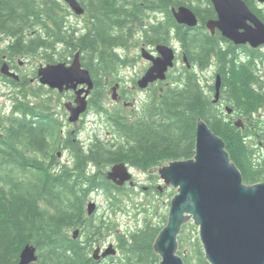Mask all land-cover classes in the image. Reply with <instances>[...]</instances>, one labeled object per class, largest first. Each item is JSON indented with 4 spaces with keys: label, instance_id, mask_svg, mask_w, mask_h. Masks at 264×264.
I'll use <instances>...</instances> for the list:
<instances>
[{
    "label": "trees",
    "instance_id": "trees-1",
    "mask_svg": "<svg viewBox=\"0 0 264 264\" xmlns=\"http://www.w3.org/2000/svg\"><path fill=\"white\" fill-rule=\"evenodd\" d=\"M79 1L85 8L82 28L71 23L74 14L62 0H0V40H8L3 52L40 57L46 63L70 62L79 53L95 78L90 107L104 112L111 128L107 140L94 137L87 145L79 129L64 136L51 107L33 102L39 93H18L10 115L0 110V264H18L28 244L38 252L31 264H159L154 243L168 222L167 214L159 213L156 203L133 201L134 189L117 186L108 172L121 162L148 173L161 163L193 158L201 118L224 139L244 181H264V156L227 118L225 107L250 117L264 108L263 47H239L219 31L212 34L207 22L217 13L211 0ZM245 1L264 21L259 2ZM181 5L194 10L198 27L178 23L172 8ZM158 15L163 19L157 20ZM135 38L148 46L178 42L191 67L184 63L177 74L170 73V83L152 89L141 110L130 116L119 107L107 109L103 100L105 76L113 77L128 63L121 51ZM211 67L222 79L218 102L211 94L215 96V84L206 87L196 71ZM259 132L264 143V125ZM58 149L69 150V162L60 159ZM149 180L143 185L147 189L141 186L146 197L167 192L159 188L158 175H149ZM95 192L106 196L112 212L126 211L132 200L143 226L120 232L107 215H89L88 202ZM190 225L196 230L193 222L182 227L179 254L185 264H209L200 238L191 231L188 241L183 235ZM113 234L120 254L98 260L95 249Z\"/></svg>",
    "mask_w": 264,
    "mask_h": 264
},
{
    "label": "water",
    "instance_id": "water-1",
    "mask_svg": "<svg viewBox=\"0 0 264 264\" xmlns=\"http://www.w3.org/2000/svg\"><path fill=\"white\" fill-rule=\"evenodd\" d=\"M64 1L76 14L85 12L79 0ZM211 1L217 13V18L207 23L212 32L218 29L237 45L249 44L255 48L264 45V21L245 0ZM257 1L264 3V0ZM172 12L179 23L189 27L198 24V17L189 6L173 8ZM157 51L159 55L155 57L143 49V56L152 65L138 82L141 88L166 79L168 69L175 64L176 51L172 46L158 45ZM184 58L188 62L187 57ZM39 76L40 81L51 88L75 90L76 105L68 102L66 107L71 113L70 121L77 122L87 110V98L95 86L90 71L82 65L80 54L71 64L59 62L41 66ZM221 86L218 74L215 102L220 97ZM150 172H158L164 186L177 189L170 203L168 222L154 243L161 257L159 264H185L179 254L178 238L182 227L190 221L199 228L200 241L210 264H264V181L254 184L244 181L224 139L205 120L200 118L197 123L193 158L162 163ZM108 177L118 185L127 181L133 184V174L124 162L112 166ZM95 206L90 202L89 213ZM115 252L113 248L107 249L103 257ZM94 257L100 258L99 249ZM37 259V247L28 244L18 264H31Z\"/></svg>",
    "mask_w": 264,
    "mask_h": 264
},
{
    "label": "rangeland",
    "instance_id": "rangeland-1",
    "mask_svg": "<svg viewBox=\"0 0 264 264\" xmlns=\"http://www.w3.org/2000/svg\"><path fill=\"white\" fill-rule=\"evenodd\" d=\"M264 7V4H263ZM71 23L73 25H76L80 28L85 26V19L83 16H76L75 14L70 16ZM163 19L162 15L157 16V20ZM171 44L178 49V60H177V66L172 70V73H178L180 69L183 68V61H182V54H181V48L180 44L176 41H172ZM146 45L145 43L139 42L138 38H135L131 44L130 48L120 50L123 55L127 56V59L129 60V64L126 66L120 67L117 71V73L110 78V81H113V83L106 82V85L108 86L106 88V95L104 97V104L107 109H114L115 107H119L123 110V112L127 115L133 116L132 112L134 113L135 109L137 111L141 110L142 104L145 100H147V96L149 93L152 92L150 89V92L147 93L146 89H141L138 87V84L136 83L137 80L141 77V75L145 72V70L149 67L150 63L143 58L141 55V48L142 46ZM151 50H154L155 47L148 46ZM264 52V48L262 50ZM25 66L23 69H25L27 72L28 70L31 72L29 74H32V70L39 67L41 64H46L45 61L41 60L40 57L37 58H25ZM262 72L264 73V64L261 66ZM198 75L202 79V83L207 87L208 85H214L215 84V78H216V68L211 67L206 72H201L198 69H196ZM264 75V74H263ZM116 82H119L120 89L119 90H131L130 93H127L129 98L127 101L129 102L128 105H117L116 99L114 98V91L113 87L116 84ZM166 83H170L169 79L166 81ZM35 84V92L39 93V97L33 98V102L35 105H45L47 104L49 107H51L52 111L56 113V115L59 117L62 123V133L64 136H66L69 132H71V129L79 128L80 129V139L82 142H84L86 145L94 138L99 137L104 140H107L110 137L109 132L111 131L110 126L108 125L109 121L108 118H105L106 114L103 116L104 112L98 113L96 109L89 108L86 114H84L79 122H72L69 121V111L66 109L64 104L66 102H69L72 100V97H70L71 93H66L60 95L59 93H50L46 92L47 87L44 89H41V91L38 90V85ZM45 91V92H44ZM121 91L119 93L121 94ZM212 98H214V92L211 93ZM15 93H0V107L4 108L3 114H9L14 107L13 101ZM17 96V95H16ZM48 102V103H47ZM221 107H223L221 105ZM263 125H264V117L262 118ZM251 144L258 145V139L255 138V140H251ZM60 153V159L63 162H69L70 160V152L68 149H58ZM133 174L135 175V181L139 183L138 185L140 187L136 188L133 191L132 198L133 201L136 202H143L150 205V203H156V207L159 213H165L167 216L169 215V209H170V202L172 197L170 196L171 193H176V189L174 188H164L163 190H167L165 194L162 195H151L149 197H146V195L141 192V185L149 184V178L148 175L137 169H132ZM162 182L157 181V184H160ZM129 188V186H128ZM135 188V187H134ZM169 190V191H168ZM163 191V192H164ZM92 201L96 203V214H105L110 219V222H115L117 231L120 232H130L134 231L137 228H140L143 226V216L137 215L133 210V206L131 204L133 203L132 200H128L129 203H126V211H120L117 210L115 212H112L109 208V201L107 200L106 196L100 192H96L92 195ZM132 201V202H131ZM109 213V216H108ZM164 215V214H163ZM155 220L160 223L161 219L159 216L155 217ZM192 222V221H191ZM189 222L188 224H191ZM196 226V225H195ZM186 231V232H185ZM183 232V235L186 237L188 241V236H190V231L192 232V236L196 239L199 236V228L196 226V230H193V227L190 225L187 229H185ZM101 248L103 250L106 249H114L116 250V256L120 254V251H118L117 243H116V235H108L106 239L102 240L100 244ZM97 245V246H98ZM202 245V243H201ZM195 254V252H193ZM195 261H198V259L193 257ZM108 260V259H107ZM209 263V262H208ZM210 264V263H209Z\"/></svg>",
    "mask_w": 264,
    "mask_h": 264
},
{
    "label": "flooded vegetation",
    "instance_id": "flooded-vegetation-1",
    "mask_svg": "<svg viewBox=\"0 0 264 264\" xmlns=\"http://www.w3.org/2000/svg\"><path fill=\"white\" fill-rule=\"evenodd\" d=\"M7 43H8V40H0V93H15L16 95H18V93H37V92H34L35 90L34 83H36V86L38 85L39 91L47 87L46 92L71 93L70 96L72 97V100L75 99V95L73 94L74 92H71V91L59 92L58 90H54V89L49 88L46 85L40 84L38 82L39 81L38 71H36L35 73L34 70H32V74H29L31 73L29 70L27 72L25 69H23V67L26 64L25 58H30V57L17 56V55H12L9 52L8 53L3 52V49L5 48ZM123 66L124 65H122L121 67ZM4 69L7 71L5 72ZM105 77L107 78L106 80H109V76H105ZM93 79L95 80L94 77ZM152 88H160V82H157L156 84L149 86L146 89V92L149 93L150 89L152 90ZM119 89H120V86L118 87V93L119 91H121ZM130 92L131 90H126V89L122 90L121 94L119 93L117 95L118 102L116 103H122L124 105H128L129 102L127 101V99L129 98V96L127 93H130ZM16 95L14 96V98L16 97ZM220 105H223L222 101ZM225 107L228 109L227 106ZM226 116L230 120H233L234 122L239 123L236 125L241 128V131L246 133L245 136H249L250 145H252L251 140H255V138L258 139V145L257 147L254 148V151L257 152L261 157H263L264 156V143H263V140L260 138L261 133L259 132V130L261 129V125H262V132H263L262 118L264 117V109L262 108L259 112H257L255 115H252L251 117L244 116L242 113L238 111L235 112L234 110H228ZM246 122H249V127L246 124ZM134 187L135 186H133V188ZM146 187L148 188V186H143L144 189H147Z\"/></svg>",
    "mask_w": 264,
    "mask_h": 264
}]
</instances>
